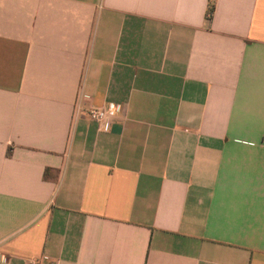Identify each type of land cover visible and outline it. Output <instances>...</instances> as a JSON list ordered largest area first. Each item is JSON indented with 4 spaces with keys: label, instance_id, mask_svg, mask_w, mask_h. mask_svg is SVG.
I'll return each mask as SVG.
<instances>
[{
    "label": "crops",
    "instance_id": "0c3cea01",
    "mask_svg": "<svg viewBox=\"0 0 264 264\" xmlns=\"http://www.w3.org/2000/svg\"><path fill=\"white\" fill-rule=\"evenodd\" d=\"M31 259L264 264V0H0V264Z\"/></svg>",
    "mask_w": 264,
    "mask_h": 264
},
{
    "label": "built area",
    "instance_id": "2783aa9c",
    "mask_svg": "<svg viewBox=\"0 0 264 264\" xmlns=\"http://www.w3.org/2000/svg\"><path fill=\"white\" fill-rule=\"evenodd\" d=\"M117 105L109 103L108 105L102 107H92L87 111L88 116L97 121L102 130L108 131L112 125L113 119L117 113ZM28 264H40V261L37 259L29 260Z\"/></svg>",
    "mask_w": 264,
    "mask_h": 264
},
{
    "label": "trees",
    "instance_id": "16d2710c",
    "mask_svg": "<svg viewBox=\"0 0 264 264\" xmlns=\"http://www.w3.org/2000/svg\"><path fill=\"white\" fill-rule=\"evenodd\" d=\"M214 8H215L214 2H211L209 4L208 11H207V19L209 21L211 20V18L213 16ZM44 176H45V178H48L49 177L48 169H46Z\"/></svg>",
    "mask_w": 264,
    "mask_h": 264
}]
</instances>
